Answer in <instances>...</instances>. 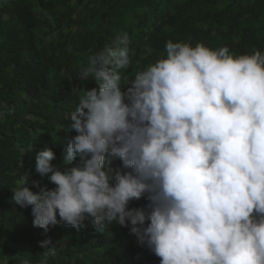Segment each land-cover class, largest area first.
Wrapping results in <instances>:
<instances>
[{"label": "clouds", "instance_id": "clouds-1", "mask_svg": "<svg viewBox=\"0 0 264 264\" xmlns=\"http://www.w3.org/2000/svg\"><path fill=\"white\" fill-rule=\"evenodd\" d=\"M130 43L122 31L88 56L78 79L97 86L71 88L63 165L51 147L36 155L54 187L33 191L26 177L12 201L45 233L89 219L128 227L160 264H264V52L169 39L130 78ZM40 244L47 264L56 247Z\"/></svg>", "mask_w": 264, "mask_h": 264}, {"label": "trees", "instance_id": "trees-1", "mask_svg": "<svg viewBox=\"0 0 264 264\" xmlns=\"http://www.w3.org/2000/svg\"><path fill=\"white\" fill-rule=\"evenodd\" d=\"M122 31L135 52L124 72L130 78L165 54L169 39L264 52V0H0V264H40L46 251L40 241L49 237L56 255L47 264H160L128 227H98L89 219L79 230L60 223L45 233L33 225L31 206L11 199L26 177L33 191L54 187L35 171L36 155L51 147V163L63 165L76 135L68 117L79 97L71 88L97 86L79 80V70ZM148 203L142 197L129 207Z\"/></svg>", "mask_w": 264, "mask_h": 264}]
</instances>
